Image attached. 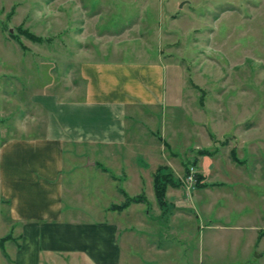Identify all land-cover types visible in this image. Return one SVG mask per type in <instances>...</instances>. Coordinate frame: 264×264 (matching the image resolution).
Listing matches in <instances>:
<instances>
[{
	"label": "rangeland",
	"instance_id": "obj_1",
	"mask_svg": "<svg viewBox=\"0 0 264 264\" xmlns=\"http://www.w3.org/2000/svg\"><path fill=\"white\" fill-rule=\"evenodd\" d=\"M142 3L0 0V146L10 137L42 132L44 110L34 95L70 94L71 86H81L77 67L86 51L97 59L161 57L154 26L147 44L139 39L116 44L110 38L107 43L96 36L124 26L150 30L154 11L140 12ZM212 4L192 1L179 9H190L195 23L172 26L175 33L166 38L171 55L161 59L162 101L144 107L136 118L135 132L144 135L137 142H151L150 162L169 166L182 184L183 192L177 187L167 198L165 193V210L155 195L147 199L145 186L136 194L146 203H130L123 212L109 214L108 200L116 194L108 187V173L89 162L97 159L122 183L118 167L103 157L94 159L91 147L65 146L64 216L81 222L116 219L120 231L126 230L120 235L121 264H264V237L257 246L243 247L255 238L247 226L264 230V0H237L232 7ZM164 26L162 21L159 28ZM22 29L41 39L29 38ZM131 129L130 124L128 134L134 135ZM125 150L118 151L121 157ZM128 157L144 166L142 147ZM245 211L249 215L240 217ZM236 225L248 232L239 244L233 243ZM19 228L0 193V264H13ZM157 242L159 252L150 246Z\"/></svg>",
	"mask_w": 264,
	"mask_h": 264
},
{
	"label": "crops",
	"instance_id": "obj_2",
	"mask_svg": "<svg viewBox=\"0 0 264 264\" xmlns=\"http://www.w3.org/2000/svg\"><path fill=\"white\" fill-rule=\"evenodd\" d=\"M192 1L232 7L231 4L237 0H143L140 12L152 8L155 15L150 30L141 31L139 28L131 31L124 26L121 30L96 33V36L107 43L110 38L116 44L132 39L147 44L153 40L154 26L157 27L155 40L160 39L161 42L158 48L161 57L141 61L97 59L86 51L88 55L83 56L77 67L81 86H71L70 94L44 91L34 95V101L44 110L42 132L13 136L0 146V193L9 204L10 218L20 221L13 264H121L120 235L126 230L120 231L121 226L116 219L110 216L106 221L81 222L64 216L65 146L91 147L94 159L103 157L108 164L118 167L122 183H117V176L110 174L108 167L97 159L89 162L98 163L101 171L108 173V187L116 194V198L108 200L106 210L109 214L112 211L120 213L127 208H109L111 203L124 198L121 188L127 194H136L146 186L147 199L148 194L154 197L152 174L159 164L150 162L153 158L148 147L151 142H137L144 139V135L135 132L136 118L143 114L144 107H153L162 101L165 64L161 59L171 55L167 50L171 43L166 38L174 32L172 26L176 23L181 27L195 23L190 9L186 12L179 10ZM162 21L165 22L164 29L159 28ZM130 124L134 135L128 134ZM141 147L146 156L142 163L144 166L133 158H126L127 155L133 156ZM124 148L125 154L121 157L118 151ZM181 185L168 186L166 198L171 196L173 189L178 187L182 190ZM128 187L135 188L136 192H130ZM135 203L146 202L140 200L130 205ZM157 210V215L162 216ZM245 214L249 215L245 211L240 213V217H245ZM254 227L253 224L246 227L254 230L251 236L255 235V238L246 241L243 247L257 246L264 237L263 234L257 238L258 231ZM236 228L239 229L238 238L233 243L239 244L248 232L243 231L245 226L236 225ZM150 246L156 252L162 250L158 242Z\"/></svg>",
	"mask_w": 264,
	"mask_h": 264
},
{
	"label": "trees",
	"instance_id": "obj_3",
	"mask_svg": "<svg viewBox=\"0 0 264 264\" xmlns=\"http://www.w3.org/2000/svg\"><path fill=\"white\" fill-rule=\"evenodd\" d=\"M24 34H26L29 38H32L34 40H40L41 37L34 35L32 32H30L27 29H22L21 30ZM206 149H204L205 151ZM189 171V165L184 166V174L186 175L187 172ZM153 189H154V195L155 199L161 207L166 209V202H165V193H166V188L171 185V186H177L180 183V179L175 177L171 168L167 166L166 164H159L153 174ZM124 193V199L120 201L119 203H111L109 205L110 209H116V210H122L123 208L127 207L130 203L132 202H138L143 199L142 194H134L130 195L127 194L122 188L120 189ZM264 230H261L258 233V236H261L263 234ZM11 237L9 233L6 234L7 237ZM0 245L3 248L2 244V239L0 238Z\"/></svg>",
	"mask_w": 264,
	"mask_h": 264
},
{
	"label": "built area",
	"instance_id": "obj_4",
	"mask_svg": "<svg viewBox=\"0 0 264 264\" xmlns=\"http://www.w3.org/2000/svg\"><path fill=\"white\" fill-rule=\"evenodd\" d=\"M191 178V174L189 173L188 175L185 176V179L188 180Z\"/></svg>",
	"mask_w": 264,
	"mask_h": 264
}]
</instances>
